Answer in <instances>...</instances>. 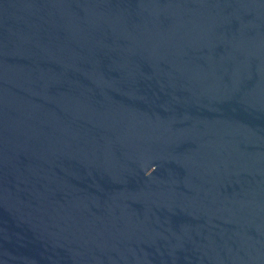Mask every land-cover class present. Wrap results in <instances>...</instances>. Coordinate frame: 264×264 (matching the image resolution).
Wrapping results in <instances>:
<instances>
[{
	"label": "water",
	"instance_id": "95a60500",
	"mask_svg": "<svg viewBox=\"0 0 264 264\" xmlns=\"http://www.w3.org/2000/svg\"><path fill=\"white\" fill-rule=\"evenodd\" d=\"M0 264H264V0H0Z\"/></svg>",
	"mask_w": 264,
	"mask_h": 264
}]
</instances>
